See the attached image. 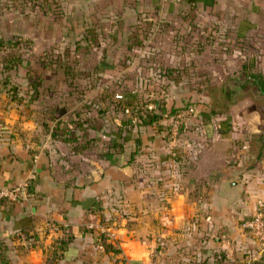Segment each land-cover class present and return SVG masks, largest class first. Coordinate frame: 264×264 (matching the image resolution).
<instances>
[{
	"label": "crops",
	"instance_id": "0c3cea01",
	"mask_svg": "<svg viewBox=\"0 0 264 264\" xmlns=\"http://www.w3.org/2000/svg\"><path fill=\"white\" fill-rule=\"evenodd\" d=\"M55 1L57 22L46 5L2 10L0 40L43 48L148 5L169 17L190 8L201 24L191 32L220 38L196 55L201 107L180 110L175 136L165 117L114 132L87 125L79 109L68 121L44 93L25 91L22 104L0 89V184L29 189L0 206V264H264L240 226L264 197V0Z\"/></svg>",
	"mask_w": 264,
	"mask_h": 264
},
{
	"label": "rangeland",
	"instance_id": "374dc122",
	"mask_svg": "<svg viewBox=\"0 0 264 264\" xmlns=\"http://www.w3.org/2000/svg\"><path fill=\"white\" fill-rule=\"evenodd\" d=\"M13 1L0 0V12L16 4L27 12H44L46 5L51 22L61 17L55 0ZM145 9L135 10L128 18L114 16L82 24L80 31L74 30L68 38H51L43 48H34L30 40L18 35L9 37L17 40L12 46L8 38L2 40L0 89L23 104L28 98L25 91L31 90L29 83L34 81L37 94H45L43 101L69 110L68 121L79 109L76 114L81 112L79 117L87 125L111 126L114 132L143 125L141 119L155 112L167 119L169 135L170 128L181 121L180 110L191 108L188 112H192L201 107V98L195 94L205 85V78L196 55L203 51L205 41L220 37L192 33V26L201 24L189 13L190 8L179 7L171 17L162 12L164 7L148 5ZM11 63V67L3 66ZM171 89L175 96H170ZM190 89L194 98L180 95ZM257 251L264 253L259 247Z\"/></svg>",
	"mask_w": 264,
	"mask_h": 264
},
{
	"label": "built area",
	"instance_id": "2783aa9c",
	"mask_svg": "<svg viewBox=\"0 0 264 264\" xmlns=\"http://www.w3.org/2000/svg\"><path fill=\"white\" fill-rule=\"evenodd\" d=\"M188 110H191V108H188ZM177 116L181 115L178 113ZM170 132L173 136L177 134V124H174L170 128ZM28 197L29 189L27 181L12 185L0 184V206L11 202L25 201ZM240 226L250 233L259 249L264 251V197L255 200L253 211L249 216L242 219Z\"/></svg>",
	"mask_w": 264,
	"mask_h": 264
},
{
	"label": "trees",
	"instance_id": "16d2710c",
	"mask_svg": "<svg viewBox=\"0 0 264 264\" xmlns=\"http://www.w3.org/2000/svg\"><path fill=\"white\" fill-rule=\"evenodd\" d=\"M8 42H10V46H12L14 44V41H17V40H13L12 38H8ZM13 40V41H12ZM2 43V40H0V45ZM3 66L5 67H11L12 66V63L11 64H4ZM30 86H31V90L29 92V99H34L38 94H37V88L35 87V82L32 81L31 83H29ZM11 96V98H15V95H9ZM160 114L158 113H155V112H151L149 115L147 116H144L142 119H141V123L139 124H150L152 122H155L157 121L159 118H160ZM138 124V123H137ZM167 130H168V127H167ZM103 233H99V238H100V241H101V244H103L104 248L105 249H108L110 246V244L107 242H105L104 238H103Z\"/></svg>",
	"mask_w": 264,
	"mask_h": 264
},
{
	"label": "water",
	"instance_id": "95a60500",
	"mask_svg": "<svg viewBox=\"0 0 264 264\" xmlns=\"http://www.w3.org/2000/svg\"><path fill=\"white\" fill-rule=\"evenodd\" d=\"M263 137H264V133H263Z\"/></svg>",
	"mask_w": 264,
	"mask_h": 264
}]
</instances>
